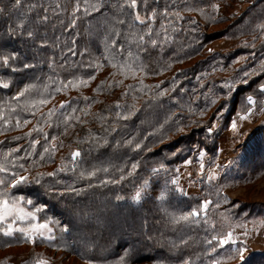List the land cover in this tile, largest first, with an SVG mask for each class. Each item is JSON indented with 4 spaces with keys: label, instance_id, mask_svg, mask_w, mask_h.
I'll return each mask as SVG.
<instances>
[{
    "label": "trees",
    "instance_id": "1",
    "mask_svg": "<svg viewBox=\"0 0 264 264\" xmlns=\"http://www.w3.org/2000/svg\"><path fill=\"white\" fill-rule=\"evenodd\" d=\"M242 1L247 7L236 12L241 0H137L136 8L121 6L124 0H22L18 8L13 0H0L6 9L0 14V55L19 54L10 67L0 65V85L9 84L0 86V163L9 169L0 175L5 181L12 172L29 177L0 191L7 188L9 199L23 197L38 223H49L53 237L33 243L21 233L0 232V264H11L5 256L14 249H23L19 264H117L122 256L125 264L236 260V251L222 248L218 238L223 228L242 221V208H229L222 197L205 210L197 196L165 202L162 190L159 196L143 194L140 205L134 197L143 186L162 188V171L153 169L171 165L163 150L188 139L202 144L203 128L216 111L206 114L218 100L226 101V85L239 78L253 85L261 77L253 81L251 72L264 74V30L258 27L264 0ZM30 4L36 7L25 27L34 38L19 30L9 34V25L15 27ZM44 15L46 21L37 20ZM219 39L249 47L252 55L245 60L238 58L243 50L210 51ZM28 84L34 87L17 98ZM238 104L233 102V111ZM251 149L247 157L257 159V173H264L261 137ZM253 165L251 170L258 167ZM193 211L199 214L181 219ZM164 217L170 224L160 226ZM235 264H264V252H250Z\"/></svg>",
    "mask_w": 264,
    "mask_h": 264
},
{
    "label": "rangeland",
    "instance_id": "2",
    "mask_svg": "<svg viewBox=\"0 0 264 264\" xmlns=\"http://www.w3.org/2000/svg\"><path fill=\"white\" fill-rule=\"evenodd\" d=\"M246 7L247 4L241 0L239 4L235 5V10L240 12ZM216 28L212 30L221 29L222 26ZM249 49L243 45L231 44L224 39L213 41L209 47L212 52L231 51L235 55L243 50L244 52L242 51L238 58L245 60L252 55ZM258 74L251 72L253 81L259 79L257 77H263L253 85L250 84V80L241 81L240 78L234 79L226 85L228 88L226 101L218 100L220 105L217 103L215 108L206 114L209 115L210 112L216 111L213 113L215 117L203 128L205 136L200 137L202 144L188 139L177 148L163 150L165 160L171 165L163 168L161 165L164 166L165 164L160 163L155 167V169L162 171V188L155 192V190L150 191L143 186L137 191L141 194L140 199H134L136 205H140L143 194L159 196V192L162 190L165 202L177 201L180 198L185 199L190 196L204 198L200 200V209L205 210V201L210 203L211 199L224 198L223 204L229 208H242V213L239 215V219L242 221H235L232 227L223 228V232L218 238L219 241L221 238L227 237L229 232L232 233V240L227 244H219L222 248L225 247L224 249L230 247L234 252L238 248H246L243 253L244 258L250 252H264V173L263 171L261 174L257 173L261 169L256 164L257 159L247 157L251 153V147L260 137L264 141V89L261 88L264 85V74ZM248 97H251L255 103L250 105ZM235 100H238L239 104L233 111ZM249 107L252 108V115L248 116L247 119H241L242 116L246 115ZM233 122L237 125L236 129L232 128ZM209 128L212 129L211 132L208 131ZM194 138L199 139V137ZM201 164L204 165L203 169H201ZM250 165H257L258 167L251 170ZM164 169L166 174L163 172ZM242 175H244V179L246 177L247 179L240 180ZM0 179H3L1 175ZM173 180L176 181V184L172 183ZM129 198L133 199L132 196ZM20 207L25 212L33 213L35 216L34 211L27 210L23 200L20 202ZM257 210L260 212L262 210V213L258 215ZM170 221L169 217H164L159 220V225L167 226ZM29 223L43 224L45 222L38 223L36 216L35 219L28 217L23 221L17 220L14 227L27 228ZM48 229L51 231L42 230L46 239L52 233V227L49 223ZM16 234L19 235L20 233L16 232ZM36 237L40 236L37 235ZM20 250L23 249H14L7 253L5 257H10L9 263L19 264L24 261L20 256V252H22ZM234 254L236 262L230 261L229 264L240 262L237 252ZM47 264L52 263L47 262Z\"/></svg>",
    "mask_w": 264,
    "mask_h": 264
},
{
    "label": "snow or ice",
    "instance_id": "3",
    "mask_svg": "<svg viewBox=\"0 0 264 264\" xmlns=\"http://www.w3.org/2000/svg\"><path fill=\"white\" fill-rule=\"evenodd\" d=\"M22 5V0H13L12 2V8H18ZM121 6H128L131 8H136L137 6V0H124V5ZM36 6L34 4H30L28 6V10L27 12H25L23 14V17L21 19H19L18 23L15 24V27H13L12 25H9L8 28V32L9 34L16 32L17 30H19L21 32V34H25L28 38H34L35 36V32L34 30L30 29V28H26L25 27V20L27 18V14L28 12H31ZM93 9L95 10V6H92ZM214 8H219V5H214ZM76 10H79V3H77L76 5ZM45 11H47L45 9ZM85 11H87V9H85ZM6 9L2 6H0V14H5ZM48 19V17L46 15L44 16H38L37 20L38 21H46ZM135 19L137 21H140L141 23H143V19L141 18L139 12H136L135 14ZM120 23H124V21H119ZM75 23V21H73V24ZM259 28H261L262 30H264V23L258 25ZM115 35H119V33H115ZM140 40H143L144 37L140 36L139 37ZM153 44H155V41H152ZM110 44L112 47H116L118 42L115 39L110 40ZM119 48L121 50H123L124 46L123 44L119 45ZM128 55L131 56L132 53L129 51ZM19 57V54L15 51L10 52L8 54H2L0 55V65L3 66H11V62L16 61ZM32 65L28 64V63H24L23 67L24 68H29ZM127 66V65H125ZM113 67H116V65H113ZM13 71H16L15 68L12 69ZM129 70H131V68H129ZM94 76H89V80L94 79ZM81 83H86V81H81ZM4 88L9 87L8 83H2V85H0ZM34 87V85L28 84L25 85L24 88L20 91L17 92V98L23 97L26 93H28L30 91V89H32ZM262 89H264V85L261 86ZM59 90V89H57ZM248 101L249 104H254L255 101L252 100L251 97H248ZM46 101L41 100L40 103L43 104ZM61 108L64 106V102H61ZM117 107H119V104H117ZM53 115L52 112H49V116ZM252 115V108L249 107L247 109V113L245 116H242L241 119H247L248 116ZM17 126L20 125V121L17 120ZM24 123H28L27 120L24 121ZM237 125L235 122L232 123V128L236 129ZM211 128L208 129L209 132H211ZM55 139V138H53ZM34 143H38V141H34ZM55 147V146H53ZM137 148L140 147L139 144L136 145ZM45 151H48V149H45ZM11 153H9L10 155ZM73 159H75L76 157H78L80 155L79 150L73 152L72 154ZM201 156H203V153H201ZM188 163H191V161H188ZM21 168H23V165H20ZM138 167V164H133L132 168L133 170H135ZM161 167H163L161 165ZM204 165L201 164V169H203ZM64 169H60V171H63ZM9 169L7 167H5L4 163H0V172H8ZM26 171V169H25ZM158 169H153V172H157ZM48 175H55V173H49ZM124 177L122 176L121 179H123ZM29 177L24 176V175H20L17 172H12L11 173V179L8 181H5L4 179H0V186H3L5 184H7L8 187L10 188H17L18 185L26 183L28 181ZM37 183H39V181H37ZM145 183H147V181H145ZM173 184H176V181L173 180L172 181ZM67 191H71V192H76L77 190L75 188H67ZM63 193H61L62 195ZM8 189L4 188L3 191H0V225H3V227H0V232H2L5 236H14L16 232H19L22 234L23 238L25 240H29L33 243H35L36 240V236L39 235L41 238H44V232L42 230L47 229L48 231H51L50 229H48V223L47 221L43 224H31L29 223L28 227H14L15 223L17 220L23 221L25 219H27L28 217H32L33 219H35V216L33 213H29V212H25L23 210V208L20 207V202L21 200H23V197H12V198H6L8 197ZM140 192H137L134 199L139 200L140 199ZM164 194L161 193V198H163ZM28 203H32L31 200L28 201ZM208 201L204 202V207L207 208L208 206ZM37 211H39V209H37ZM199 213L196 211H193L191 213H188L184 216L181 217V219L187 220L189 215L195 216L198 215ZM48 239H53L52 236L47 237ZM232 240V233L229 232L227 237L221 238L219 243L221 244H227L229 243V241ZM244 251H246V248H238L236 250L237 254L239 255L241 261L244 260ZM127 255V254H126ZM37 264H47V261H38ZM91 264V262H90ZM117 264H125V257H120V260L117 262ZM185 264H187V262H185Z\"/></svg>",
    "mask_w": 264,
    "mask_h": 264
}]
</instances>
